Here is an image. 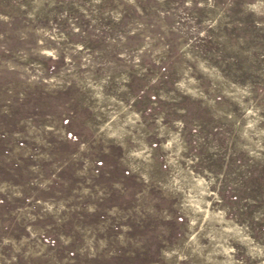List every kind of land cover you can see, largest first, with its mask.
<instances>
[{"label": "rangeland", "instance_id": "374dc122", "mask_svg": "<svg viewBox=\"0 0 264 264\" xmlns=\"http://www.w3.org/2000/svg\"><path fill=\"white\" fill-rule=\"evenodd\" d=\"M0 264H264V0H0Z\"/></svg>", "mask_w": 264, "mask_h": 264}]
</instances>
